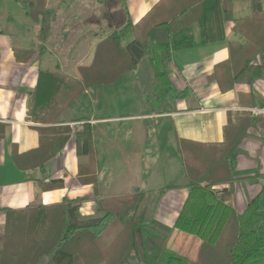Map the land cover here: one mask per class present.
Instances as JSON below:
<instances>
[{
	"label": "trees",
	"instance_id": "obj_1",
	"mask_svg": "<svg viewBox=\"0 0 264 264\" xmlns=\"http://www.w3.org/2000/svg\"><path fill=\"white\" fill-rule=\"evenodd\" d=\"M235 1L161 0L138 24L128 20L103 38L92 63L80 68V79L59 73V66L55 72L41 71L29 111L31 119L54 124L87 91L114 84L127 72L133 76L135 93L146 105V113H165L167 102L186 97L171 80L175 53L221 37L223 25L235 20ZM250 1L252 15L236 20L235 26L245 42L230 43V59L217 68L223 92L251 71L260 56L264 61V8L261 0ZM18 2L36 25L38 49L44 54L53 22L47 0ZM26 53L30 59L34 55L32 49ZM263 69L260 66L254 71L260 77ZM82 121L75 128H40L43 148L37 153L43 168L75 136L78 178L94 189L93 214L82 213L86 198L4 210L0 264H264V183L244 213H238L229 202L237 181L239 146L254 125L251 112L230 116L222 143L179 142L189 195L173 227L156 219L165 190L149 194L134 188L125 196L102 197L95 129L86 119ZM176 231L200 240L196 260L168 247Z\"/></svg>",
	"mask_w": 264,
	"mask_h": 264
},
{
	"label": "crops",
	"instance_id": "obj_2",
	"mask_svg": "<svg viewBox=\"0 0 264 264\" xmlns=\"http://www.w3.org/2000/svg\"><path fill=\"white\" fill-rule=\"evenodd\" d=\"M64 1L47 0L48 9L67 10ZM160 2L125 0L128 15L122 17L121 24L128 20L138 24ZM9 3L11 9L0 11V233L6 227V209L86 198L82 213L93 214L94 189L78 178L75 136L43 168L37 153L43 148L40 128H75L83 119L95 129L102 197L125 196L134 188L149 194L165 190L156 219L173 227L189 195L179 142L222 143L230 116L251 112L254 125L239 146L234 173L237 181L229 199L238 213H244L264 183L258 177L264 176V75L259 77L254 71L264 66V61L260 56L229 91H221L216 72L230 59L229 44L245 42L235 26L236 20L252 15L250 0L235 1V20L223 25L221 37L175 53L171 80L186 97L167 102L165 113H146V105L135 93L133 76L127 72L114 84L87 91L54 124L35 123L29 115L40 72H55L59 66V73L80 79V68L92 63L96 46L107 33L94 34L89 21L81 30L79 17L62 22L56 14L52 30L57 27L58 32L52 34L46 52L41 54L36 25L18 0ZM261 3L264 8V0ZM31 49L34 55L30 59L26 52ZM43 186L52 188L45 190ZM199 245L197 237L180 231L169 241L173 250L192 260L197 258Z\"/></svg>",
	"mask_w": 264,
	"mask_h": 264
},
{
	"label": "rangeland",
	"instance_id": "obj_3",
	"mask_svg": "<svg viewBox=\"0 0 264 264\" xmlns=\"http://www.w3.org/2000/svg\"><path fill=\"white\" fill-rule=\"evenodd\" d=\"M9 1L10 0H3V3L0 5V11H7L8 9H11L12 5ZM64 3L67 10H59V12L56 10H49L52 14V21L55 20L56 14L61 16L62 22H64L68 17H71L72 19L79 17L80 23L78 24L81 25V30H84L82 26H87L89 21L91 23L89 28H91L94 34H110L115 28L122 26L121 19L126 16L125 5L122 0H65ZM60 12L62 13L60 14ZM89 12H91V15L88 14ZM91 16L95 17L92 18ZM94 18L96 21H94ZM59 24H61V22ZM57 30V27H54L52 34H56ZM168 247L172 249L170 246Z\"/></svg>",
	"mask_w": 264,
	"mask_h": 264
}]
</instances>
